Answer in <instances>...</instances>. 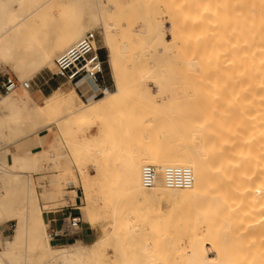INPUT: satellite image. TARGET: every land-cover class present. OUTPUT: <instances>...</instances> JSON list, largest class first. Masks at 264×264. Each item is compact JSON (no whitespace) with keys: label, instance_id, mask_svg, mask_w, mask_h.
<instances>
[{"label":"bare ground","instance_id":"obj_1","mask_svg":"<svg viewBox=\"0 0 264 264\" xmlns=\"http://www.w3.org/2000/svg\"><path fill=\"white\" fill-rule=\"evenodd\" d=\"M145 3L0 0V64L11 66L21 83L53 62L55 73L58 55L96 30L115 84L87 102L70 82L73 87L59 84L45 94L42 104L31 88L0 92V229L15 222L12 238L0 243V264H264V112L253 129L232 127L221 111L193 117L185 107L203 89L205 61L186 60L177 72L166 68L174 45L166 38L171 25L163 15L137 19L131 8ZM117 8L123 11L114 13ZM130 24L137 37L132 42L124 38ZM174 76L181 81L174 83ZM150 84L169 108L142 132L144 143L119 138L133 130L113 128L122 122L113 118L115 107L130 89H152ZM84 123L97 133L92 139L83 133L75 142L81 127L74 126ZM147 164L157 168L151 187L142 183ZM168 167L190 168L193 184L167 186ZM47 170L50 179L37 183L35 177ZM71 184L79 186L72 192L79 191L87 222L101 226L91 242L49 239L45 214L65 206ZM161 199L174 204L164 209L156 205ZM169 226L181 233L170 237L176 246L165 251L169 237L154 241L148 234Z\"/></svg>","mask_w":264,"mask_h":264},{"label":"rangeland","instance_id":"obj_2","mask_svg":"<svg viewBox=\"0 0 264 264\" xmlns=\"http://www.w3.org/2000/svg\"><path fill=\"white\" fill-rule=\"evenodd\" d=\"M145 2L143 9H139L138 4H134L131 8V12L137 19L143 13L163 15L167 16V21L165 20L167 26L171 25V28L167 29L166 38L172 41L174 45L173 51L167 55L165 60L166 68L169 67V69L177 72L178 65L186 60L192 59L197 63L200 58H203L205 61L203 64L205 67L202 65L200 68V70L205 68L206 71H204L207 73V76L204 75L207 77L206 80H202L203 84L201 82L203 89L194 101L186 103L185 109L191 112L195 118L205 114L214 115L217 111H221L231 119L232 127L237 128L238 125L244 124L246 129H253L264 112V0H145ZM122 11V9L117 8L114 13L119 14ZM134 27L135 24L126 26L124 30L125 40L132 42L137 39L133 33ZM100 40L103 46L102 55L106 60L109 82L112 86L109 91H112L115 89V84L108 62V51L104 47L101 36ZM53 63L43 68L31 79L33 81L31 92L39 104L44 102L45 94H48L59 84L73 87L70 83L54 76ZM204 71L201 72L204 74ZM4 75H11L19 79L11 66L0 64V79ZM181 76L183 78L185 75ZM181 76L179 77L181 78ZM174 77L172 81L177 83L180 79ZM150 86L152 89L148 90L130 89L126 97L115 107L113 118L116 122L120 120L122 122L121 124L119 122V125L114 123L113 128L116 131L120 128L133 130L132 133L118 135L119 138H129V141L135 144L137 142L144 143L145 139L142 137V132L148 128H153L156 125L155 122L159 121L166 109L169 108L170 103L156 91L154 84H150ZM17 88L21 89L22 86ZM107 118V116H103L100 122L103 124ZM74 127L77 129L81 127L74 139L75 142L82 141L83 133H86L91 139L97 133L94 127H90V123L75 125ZM78 155L80 159L85 155L82 143L79 145ZM72 156L73 158L77 156L76 151L73 152ZM71 170L76 171V166L73 165ZM50 174L51 172L48 170L38 174L35 181L37 183L47 182L50 179ZM106 176L111 178L112 174L107 173ZM75 186L76 188L79 187L78 185ZM73 189L67 190L68 200L62 208L69 205L70 199L75 204L74 199L80 193L77 191L79 188H77L76 191H73L74 196ZM102 202V200L99 201V203ZM173 204L174 202L169 199H161L156 205L167 209ZM80 212L83 219L87 221L86 212L83 209H80ZM110 220L111 217L108 216L107 226H109ZM14 227L15 222L12 221L0 229L2 231L0 232V243L5 244L7 240L12 238ZM164 227L167 228L168 226L164 225ZM164 227L159 229L160 234L153 232L149 233L148 237L157 241L158 239L161 240L160 237L167 235L169 240H166V236L165 251L172 250L176 245L170 242V237L175 239V234L181 232L176 229L174 231L172 226H169V229H164ZM146 228L149 229L148 222ZM186 229L189 230L190 228ZM89 233L91 234L89 239L84 236L80 237V240L89 242V240L99 237L101 226L92 228ZM110 253L112 254L111 251ZM163 253H165L164 250ZM175 256L180 259L183 258L181 253L177 255L175 253Z\"/></svg>","mask_w":264,"mask_h":264},{"label":"built area","instance_id":"obj_3","mask_svg":"<svg viewBox=\"0 0 264 264\" xmlns=\"http://www.w3.org/2000/svg\"><path fill=\"white\" fill-rule=\"evenodd\" d=\"M103 46L98 31L90 30L80 37L70 47L61 52L55 60L56 72L54 76L70 82L79 95L88 100L98 97L111 89L106 60L102 55ZM18 86L33 87V81L21 83L19 79L4 75L0 79V92L9 93ZM157 180V168L154 165H144L142 168V183L151 187ZM167 186L175 188H189L194 182V174L188 167H168L164 173ZM82 215L66 214L60 228H53L49 224L48 233L51 241L63 238L76 239L82 236Z\"/></svg>","mask_w":264,"mask_h":264},{"label":"crops","instance_id":"obj_4","mask_svg":"<svg viewBox=\"0 0 264 264\" xmlns=\"http://www.w3.org/2000/svg\"><path fill=\"white\" fill-rule=\"evenodd\" d=\"M70 187L75 188V185L71 184ZM74 201H75V204H74L73 200L70 199L68 202L69 205H67L66 207L60 208L57 210H51L48 212V214H45V219L49 221V224L51 227L60 228L61 224H62L63 217L68 213H71L74 215L81 213L80 209H79V205L81 204V201H82L81 197L79 195H77L75 197ZM81 215H82V213H81ZM82 219H83V215H82ZM81 230H82V236L81 237L87 236V238L89 239V237L91 236V234L89 232L92 230V227L84 219H83V223L81 225ZM0 232H2V231H0ZM76 239H80V238H76ZM71 240H73V239L63 238V239L59 240L58 243L63 242V241H71ZM81 240H83V239H81ZM92 240H89V241H92Z\"/></svg>","mask_w":264,"mask_h":264}]
</instances>
